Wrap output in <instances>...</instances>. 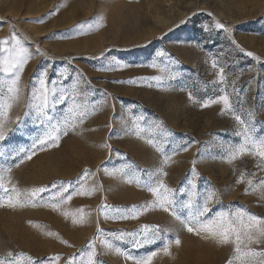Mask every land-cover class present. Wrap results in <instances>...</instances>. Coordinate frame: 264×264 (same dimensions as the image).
Segmentation results:
<instances>
[{"label": "rangeland", "instance_id": "374dc122", "mask_svg": "<svg viewBox=\"0 0 264 264\" xmlns=\"http://www.w3.org/2000/svg\"><path fill=\"white\" fill-rule=\"evenodd\" d=\"M13 35L32 57L0 142V167H11L9 188L47 190L34 198L35 207H0V258L26 253L36 264H86L92 245L97 264H135L106 249L108 240L135 258L158 251L151 264H228L232 245L189 233L172 212L184 219L189 209L182 205L191 199L195 207L214 192L207 216L243 208L264 218V193L252 190L264 181V163L250 154L228 160L241 141L235 116L264 137V0H0V40L11 43ZM44 71L58 89L71 93L76 85L95 112L58 147H38L20 163L23 154L14 150L30 149L44 131L29 106ZM225 92L231 112L222 113V104L201 106ZM71 104L69 98L50 114L60 119ZM161 168L167 175H156ZM132 173L162 179L176 207L145 210L156 198L128 182ZM81 183L95 192L76 194ZM63 187L66 202L53 208ZM79 209L85 220L73 223ZM144 226L158 227V239L134 247ZM170 241L171 255H164ZM252 247L264 250V241Z\"/></svg>", "mask_w": 264, "mask_h": 264}, {"label": "snow or ice", "instance_id": "6c2138e0", "mask_svg": "<svg viewBox=\"0 0 264 264\" xmlns=\"http://www.w3.org/2000/svg\"><path fill=\"white\" fill-rule=\"evenodd\" d=\"M102 19V17L99 18L101 21ZM96 27H103V24L98 21ZM216 27L223 29L224 25L217 22ZM225 31L230 30L225 29ZM158 55H163V53H158ZM247 55L253 56L254 54L249 52ZM31 57L32 54L29 49L15 35L11 37V43H9V40H0V74H2V78H0V142L5 140L9 130L8 125L11 122L9 113L13 105L20 99L22 92L20 86L21 74ZM151 66L155 67L156 65L153 64ZM216 66V61L213 60V67ZM154 79L160 80V77ZM220 79L223 82V68H220ZM82 95L76 85L73 86L71 93H69L65 89H58L55 81H49L47 71L40 74L37 78V85L34 86L31 94L29 106L32 109L33 115L44 128V131L33 140L30 149L20 147L14 150L17 156L23 154L20 163H23L24 159L30 160L36 154L38 147L41 151L45 150V146L58 147L62 135H68L70 131H74L79 124L83 123L85 117L89 114H94L95 109L91 113L89 112L87 100L80 99ZM69 98H71L72 104L69 106L66 114H63L60 119L50 114L53 108L65 103ZM189 99H193L191 93H189ZM212 104H222V113L232 111V103L227 92L218 97L205 100L201 106L208 107ZM235 119L243 127L241 131L237 132V135L241 137L240 143L232 146L229 150V162L243 155L250 154L253 157L259 158L264 163V137L254 135L252 129L240 116H235ZM132 124L134 130L136 127L135 119L132 120ZM148 143H153V141L149 140ZM157 150L161 151L159 148ZM184 150L186 151L187 149L185 148ZM4 155L5 148L0 143V157ZM170 161L171 156L165 154L162 164L167 165ZM118 171L123 172L124 170L121 169ZM10 173L11 167H0V207L5 205L11 208L26 207L29 205L35 207L34 198L47 189L33 188L21 190L15 185L9 188L8 184L11 183ZM85 174H87V170H85ZM156 175H167V173L161 168ZM243 179L244 177L242 175L238 182H243ZM128 182L140 184L147 188L156 198L152 205L146 206L145 210L152 206L162 207L165 211L169 210L167 206H172L173 209L176 207L173 199L174 190L169 188L162 179L154 180L153 175H148L146 179H141L135 173H132V178ZM248 184L252 186L253 182L249 180ZM95 190V187L86 188L81 183L78 186L76 194L91 195ZM252 190H260L264 193V181L260 182L258 188L254 187ZM67 191L68 188L63 187L62 192H58L52 198L53 203L51 206L53 208H59L60 203L66 202L63 193ZM247 191L248 189H246ZM71 198V196H68L67 200ZM214 198L215 193L209 192L203 199V203L197 204L195 207L193 206L192 200L189 199L186 204L182 205L189 209L188 215L184 219L177 215L175 211L172 214L177 220L181 221L189 233L196 235L203 234L204 239H211L218 245H232V255L228 260V264H264V250L252 247L253 244H259L264 241V218L258 217L243 208L218 211L209 217L207 216L210 211L209 204ZM77 211L80 213L79 219L74 218L73 223H83L85 220L83 209ZM132 211L136 210L133 209ZM64 215L68 216L69 213L65 212ZM118 218L127 219L128 216L125 215ZM132 218L136 217L133 216ZM137 235H142V238L133 236L134 247H140L154 242L158 239L159 229L158 227L144 226L142 234ZM115 239L123 240L124 236L121 234L115 237ZM174 242L177 246L181 243L179 238H176ZM102 243L106 249L114 251L117 255H125L127 259L135 260V264H151L153 258L159 254L158 251H153L145 256L135 258L124 253L121 248L114 245L111 241L105 240ZM170 245L171 241L163 245L162 251L164 255H171ZM95 256V247L89 245L86 264H97ZM8 257V259L0 258V264H36L32 257L26 253L13 254L9 252ZM56 259H59V257ZM70 264H72L71 261Z\"/></svg>", "mask_w": 264, "mask_h": 264}]
</instances>
